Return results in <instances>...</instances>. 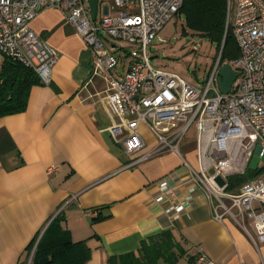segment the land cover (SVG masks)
Instances as JSON below:
<instances>
[{
	"label": "crops",
	"instance_id": "0c3cea01",
	"mask_svg": "<svg viewBox=\"0 0 264 264\" xmlns=\"http://www.w3.org/2000/svg\"><path fill=\"white\" fill-rule=\"evenodd\" d=\"M31 21L59 59L51 82L32 87L24 111L0 117V264H32L39 243L68 240L87 256L84 264H122L120 256L138 255L143 240L165 230L187 250L177 264L182 258L190 264L198 249L217 264H264V242L256 244L231 216L215 220L200 191L187 194V209L171 218V203L155 197L158 180L188 178L180 155L152 153L158 140L146 124L139 130L146 145L128 155L109 132L115 116L105 101L108 77L92 76L84 38L53 6ZM126 44L115 43L121 50L111 71L116 76L131 64ZM194 140L185 137L180 149L196 165Z\"/></svg>",
	"mask_w": 264,
	"mask_h": 264
},
{
	"label": "built area",
	"instance_id": "2783aa9c",
	"mask_svg": "<svg viewBox=\"0 0 264 264\" xmlns=\"http://www.w3.org/2000/svg\"><path fill=\"white\" fill-rule=\"evenodd\" d=\"M113 1L99 0L93 19L88 0H0V63L12 57L34 68L42 83H50L58 53L32 28L31 20L47 6L64 11L93 53L92 76L107 74L105 101L115 116L108 127L114 139L128 155L139 152L146 145L140 125L146 124L158 140L152 153L175 152L189 170L188 178L178 184L158 180L155 200L169 201L167 211L179 219L187 209V194L200 191L215 220L231 216L256 244L264 242V174L235 188L228 178L245 174L254 154L264 156V0H237L231 26L239 56L224 62L221 52L202 87L175 71L154 67L149 54L152 41L184 0ZM116 41L130 44L131 64L121 76L111 72L119 65ZM224 63L238 72L227 93L217 77ZM190 127L196 165L180 149ZM192 255L190 264H217L201 249Z\"/></svg>",
	"mask_w": 264,
	"mask_h": 264
},
{
	"label": "trees",
	"instance_id": "16d2710c",
	"mask_svg": "<svg viewBox=\"0 0 264 264\" xmlns=\"http://www.w3.org/2000/svg\"><path fill=\"white\" fill-rule=\"evenodd\" d=\"M178 15L185 17V24L196 32L206 34L222 48V61H228L239 56L240 51L233 32V27L227 24L230 5L228 0H184ZM42 83L34 68L5 56L0 63V117L24 111L28 105L32 87ZM43 84V83H42ZM264 167L248 168L243 175H231L230 188H235L244 181L262 175ZM33 243L31 247H33ZM78 243L71 240L53 245L39 243L32 264H84L87 256L77 254ZM138 255L134 252L120 256L122 264H177L187 253L171 230L143 240ZM75 248L74 258L71 250ZM194 255L189 257L190 263Z\"/></svg>",
	"mask_w": 264,
	"mask_h": 264
},
{
	"label": "rangeland",
	"instance_id": "374dc122",
	"mask_svg": "<svg viewBox=\"0 0 264 264\" xmlns=\"http://www.w3.org/2000/svg\"><path fill=\"white\" fill-rule=\"evenodd\" d=\"M228 1L230 12H228L227 24L230 25L231 23L232 25L237 0ZM107 3L114 4V1L107 0ZM101 12L102 9L99 10V14ZM152 42L149 46L150 56L159 55L151 59L154 67L175 71L189 82L201 87L207 82L213 63L222 50V48L217 47V42L208 35L187 27L185 17L178 14L167 21ZM115 43L120 45L125 42L116 41ZM120 51L119 49L116 50L117 56ZM223 61L228 62V59L225 58ZM186 138L194 140L192 127H190ZM249 166L254 169L264 167V156L260 157L258 154H254ZM262 174L264 173L262 172ZM178 264H185V259L182 258Z\"/></svg>",
	"mask_w": 264,
	"mask_h": 264
},
{
	"label": "water",
	"instance_id": "95a60500",
	"mask_svg": "<svg viewBox=\"0 0 264 264\" xmlns=\"http://www.w3.org/2000/svg\"><path fill=\"white\" fill-rule=\"evenodd\" d=\"M90 7H91V11H92V15H93V19L95 17H97V12H98V6L99 5V0H88ZM159 55H154L151 56V58H155L158 57ZM236 75H238V72L236 70L233 69V67L231 66V64L229 63H224L222 65V67L219 70V76L218 77V84L220 89L227 93L230 91L231 85L233 84V81L236 79Z\"/></svg>",
	"mask_w": 264,
	"mask_h": 264
}]
</instances>
